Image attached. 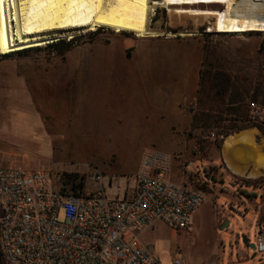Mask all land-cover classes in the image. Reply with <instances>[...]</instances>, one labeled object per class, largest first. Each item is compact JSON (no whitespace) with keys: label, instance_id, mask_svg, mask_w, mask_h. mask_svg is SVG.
Listing matches in <instances>:
<instances>
[{"label":"rangeland","instance_id":"rangeland-1","mask_svg":"<svg viewBox=\"0 0 264 264\" xmlns=\"http://www.w3.org/2000/svg\"><path fill=\"white\" fill-rule=\"evenodd\" d=\"M158 1L162 3L156 7L149 24L151 30L159 32L155 36L118 33L106 27L62 32L58 40L28 47L24 54L0 56L4 57L0 59V71L13 72L21 65L18 59L49 68L67 67L62 97L68 100V128L74 131L83 123L74 112L75 103L81 98L88 112L81 117L92 118V112L97 110L103 113L101 117L94 116V121L89 120L85 127L80 124L82 128L89 132L92 129L106 131L114 118L122 119L119 111L125 98L124 84L129 69L140 65L138 55L144 39L158 38L157 46L153 44L148 48L161 54L175 50L169 45L171 41L196 42L205 50L203 103L208 112L201 114L206 119L201 121L202 126H182L181 130L173 126L170 131L171 127L164 123L157 137L144 136L154 131L138 129L116 130L115 137L79 138L72 145L76 151L74 165L42 168L80 174L98 171L111 176L134 175L146 147L164 150L172 155L174 165L189 171L188 180L203 189L206 198L189 234L183 231L175 236L171 228L161 225L152 232L142 233V240L151 241L165 263L172 262L169 252L178 248L186 264H264V255L257 253L252 257L256 251L247 245L256 242L259 216L256 207L261 208L264 200L261 192L259 201L253 196L254 182L228 169L223 153L229 137L218 138V134L228 128L226 124H218V120L232 117V109L242 116L241 124H244L252 102L264 106V0ZM230 14L244 28L234 30L228 18ZM221 19L229 21V32L219 31ZM210 27L213 30H209ZM71 32L74 36L70 38ZM179 32L186 35H178ZM145 41L147 45L151 40ZM182 47L186 45L182 43ZM185 50L191 54L190 50ZM15 88L19 94L14 96L0 90V166L32 171L38 166L34 163L50 155L53 140L60 137L48 131V121L41 116L37 102L28 99V91L21 85ZM228 98L234 101L233 106H226ZM196 107L187 102L188 113L193 110L199 113ZM262 115L259 124L264 126V112ZM253 128L234 131L232 135L247 129L254 133ZM127 133L143 135L125 136ZM72 153L69 152V157H73ZM91 187L89 183L88 188ZM108 194H113L110 189Z\"/></svg>","mask_w":264,"mask_h":264},{"label":"built area","instance_id":"built-area-1","mask_svg":"<svg viewBox=\"0 0 264 264\" xmlns=\"http://www.w3.org/2000/svg\"><path fill=\"white\" fill-rule=\"evenodd\" d=\"M263 112L252 102L244 122L260 123ZM172 165L170 153L146 147L128 198L88 188L102 180L98 171L0 166V264H186L183 257L165 263L140 238L156 223L189 234L206 198L203 189L168 179ZM255 245L264 255V219Z\"/></svg>","mask_w":264,"mask_h":264},{"label":"crops","instance_id":"crops-1","mask_svg":"<svg viewBox=\"0 0 264 264\" xmlns=\"http://www.w3.org/2000/svg\"><path fill=\"white\" fill-rule=\"evenodd\" d=\"M145 40L151 41L146 45ZM158 43L159 40L156 37L155 39L147 38L142 41L138 55L140 65L129 69V77L124 84L125 98L119 111L122 119L118 121L114 118V121L111 122L106 131L92 129L89 132V130L82 128L80 124H83V127H85L90 123L89 120L92 121L96 116L101 117L103 113H98V110L97 112L94 110L95 112H92V114L95 117H81L82 113H88L87 109L83 108L81 98L77 99L74 112L77 118L82 119L83 123L78 124L74 128V131L68 128V100L66 96L62 97V84L67 82V67L49 68L30 60L18 59L21 65L16 70L13 72L0 71V90L8 94L11 93V96H14L19 94L15 87L23 86L28 91V99L33 98L37 102L41 116L48 121V131L54 135L57 134L55 137H60L53 140V150H49L50 155L45 157L42 162L33 164L38 165L34 169L48 167V165H74L73 159L76 157V151H74L72 145L79 138L115 137L118 135L114 132L116 130L136 131L138 129L154 131L155 133L144 134V136L157 137L161 135L157 132L164 129V123H167L171 127L168 128V130L171 129L170 131H172L173 126L177 127V130H181L182 128L180 129V127L182 126L187 127L190 125L192 128L202 126L201 121H204L205 118L201 114L208 112L203 103L204 86L201 84V71L204 66L205 50L203 48L200 49L196 42H191L190 40H178L176 43L171 41L169 45L175 47V50L166 51L163 53L164 55L156 49L148 48L153 44L157 46ZM182 43L186 47H182ZM185 49L190 50L191 54L187 53ZM226 101V106H233L235 104L229 98ZM187 102H190L193 106H197L198 110H200L199 113H196V110L188 113ZM231 112H234L233 109ZM231 112L230 115L238 116L239 114H232ZM238 117L242 118L240 115ZM230 123L231 117L228 119L221 117L218 120V124L229 126ZM238 123L241 124L243 121L240 119ZM91 126L93 125L91 124ZM254 127V140L240 138L239 134L246 130L234 134L236 135V141L233 144L234 153L230 156V159L234 163L238 165H250L251 169L258 165V160L264 159V143L262 142L264 141V134L258 127ZM63 135L64 139H61ZM124 135L141 136L143 134L127 133ZM234 135L231 133L227 137L233 138ZM69 152H73V157H69ZM223 156L226 159L225 145ZM174 162L173 159L172 171L167 175V178L176 183L195 187L188 180L189 171H186V169L181 168L179 165H174ZM227 167L232 173L248 179H257L264 176V167L260 168L261 173L259 175L238 173L228 163ZM136 174L137 172L134 175L125 176L103 174L101 181L90 180L89 183L92 185L91 189L93 190L102 186L105 193L110 197L128 198L134 194L137 182ZM108 189L112 191V195L108 194ZM253 190L255 192L253 196L256 197V201L260 200L258 196L259 192H261L262 199L264 200L263 185L254 186ZM121 191L123 192L122 196L120 195ZM199 209L200 207L195 212L193 224L200 214ZM256 210L259 211L257 222L259 224L264 219V204L261 208L256 207ZM161 225L164 224L156 223L142 233L152 232ZM172 232L176 236L183 231L172 229ZM142 233L140 234V238ZM142 241L154 246L151 241ZM169 257L173 261L178 257H182V252L180 249L175 248L169 252Z\"/></svg>","mask_w":264,"mask_h":264},{"label":"bare ground","instance_id":"bare-ground-1","mask_svg":"<svg viewBox=\"0 0 264 264\" xmlns=\"http://www.w3.org/2000/svg\"><path fill=\"white\" fill-rule=\"evenodd\" d=\"M161 3L158 0H0V52L9 54L44 45L58 40L62 32L77 29L106 27L118 33L155 36L159 32L151 30L149 24ZM73 36L71 32L70 38ZM239 135L244 140L255 139L251 130ZM235 137H229L225 144L228 165L241 174L259 175L264 159L258 160V165L252 169L250 165H238L230 159Z\"/></svg>","mask_w":264,"mask_h":264},{"label":"trees","instance_id":"trees-1","mask_svg":"<svg viewBox=\"0 0 264 264\" xmlns=\"http://www.w3.org/2000/svg\"><path fill=\"white\" fill-rule=\"evenodd\" d=\"M229 20L232 21L233 23V29L236 30V29H239V28H244L241 26V24L237 21V19L235 18V16L233 14H230L228 16ZM224 24H227V25H224ZM209 30H213V27H210ZM231 30V26H229V21H227L226 19H221L220 20V29L219 31H224V32H229ZM29 48L27 49H23V50H19L17 52H13V53H20V54H24L25 52H28ZM13 53H9V54H4L3 56H10L11 54ZM128 55L130 56V52H128ZM201 78H202V81H201V84L204 86L205 83H206V70L203 69L201 71ZM226 87V86H225ZM234 102V101H232ZM234 111V109H233ZM235 113V112H233ZM237 113V112H236ZM243 120L242 118H239L238 116H232L231 117V123L229 126H227L228 128L225 129L224 131L222 132H225L226 136H228L229 134H231L232 132L234 131H238V130H242V129H246L248 127H258L261 132L264 134V126H262L261 124L259 123H244V124H240L238 123L239 120ZM206 121V119H205ZM196 124V123H195ZM197 125H198V121H197ZM249 181H252L255 183L254 186H264V176L260 177V178H257V179H247ZM82 184V183H81Z\"/></svg>","mask_w":264,"mask_h":264},{"label":"water","instance_id":"water-1","mask_svg":"<svg viewBox=\"0 0 264 264\" xmlns=\"http://www.w3.org/2000/svg\"><path fill=\"white\" fill-rule=\"evenodd\" d=\"M244 241H245L244 243L247 244V241H248L247 238H245ZM248 247L250 249L254 250L256 248V245H255V243H249ZM254 255H255V253H254ZM254 255H253V257H254ZM0 263H2V251H1V249H0Z\"/></svg>","mask_w":264,"mask_h":264},{"label":"flooded vegetation","instance_id":"flooded-vegetation-1","mask_svg":"<svg viewBox=\"0 0 264 264\" xmlns=\"http://www.w3.org/2000/svg\"><path fill=\"white\" fill-rule=\"evenodd\" d=\"M248 245V244H247Z\"/></svg>","mask_w":264,"mask_h":264}]
</instances>
